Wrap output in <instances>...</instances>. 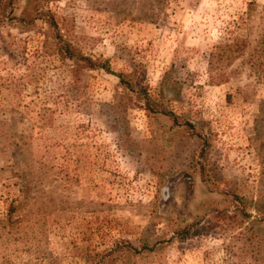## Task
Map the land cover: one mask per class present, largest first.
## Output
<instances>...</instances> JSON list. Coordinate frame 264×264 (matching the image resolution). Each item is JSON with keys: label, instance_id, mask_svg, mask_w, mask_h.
Masks as SVG:
<instances>
[{"label": "rangeland", "instance_id": "374dc122", "mask_svg": "<svg viewBox=\"0 0 264 264\" xmlns=\"http://www.w3.org/2000/svg\"><path fill=\"white\" fill-rule=\"evenodd\" d=\"M46 1L109 71L73 80L42 53V22L0 25V132L16 144L0 146V264H260L261 244L251 252L209 204L224 193L230 215L243 202L264 234V85L249 64L264 0ZM240 38L209 73L213 48ZM19 190L29 202L11 229L2 215Z\"/></svg>", "mask_w": 264, "mask_h": 264}, {"label": "trees", "instance_id": "16d2710c", "mask_svg": "<svg viewBox=\"0 0 264 264\" xmlns=\"http://www.w3.org/2000/svg\"><path fill=\"white\" fill-rule=\"evenodd\" d=\"M20 1H23L24 5L18 14H14V7ZM46 2V0H0V25L8 22L30 29L32 27L34 28L36 21L42 22L46 28L45 30L39 32L42 37V53L54 56L61 63L68 61L70 63V74L73 80H76L77 75L82 70L102 69L105 72L109 71V67L106 62L92 60L80 52V50L71 41L68 29L65 26L66 18L64 17L61 19V23L58 24L53 13L39 7L40 4ZM249 7H251V4H249ZM262 9L264 13V7ZM59 26H63V28H60ZM246 45L247 40L240 38L234 39L229 44L224 43L215 46L208 56V72H216L221 68V66H227L235 56L239 55L243 49L246 48ZM260 60H262V62H260ZM249 64L257 78L261 79L264 85V49L263 41L261 39L258 40L252 48V55L250 56ZM116 77L127 90L134 92L135 86L131 79L122 74H118ZM222 77L223 75L217 74L214 77L210 76L209 80L213 82L223 79ZM134 93L140 94V90H136ZM143 97L145 109L149 111V105L151 103L150 98H148L145 94ZM167 117H170L169 119L173 127L179 126L186 129L194 128V126L188 122L177 124L175 120L176 118L170 116V114H168ZM0 140L5 142L4 144H0V146L7 148L16 147L14 140L9 138V135L6 132H0ZM204 175L205 174L203 172L201 176L205 177ZM220 197L222 202H211L209 204L210 208L213 207L212 211L215 214L214 217L221 219L225 224V227H236L242 230L239 235H244L243 241L252 249L251 252L254 251V247L257 249L261 244L260 246H262V252L259 254L257 261H259L260 264H264V234L258 236V234L253 231L254 224H257L259 221L250 219V215L246 213L243 202H238V198L236 196L234 199H236L235 201L237 202H230L232 203L230 205H232L233 210L231 214L228 215L226 213V202H223L227 199V197L224 193H220ZM36 201L37 200H33V202ZM263 201L258 207L264 209ZM27 202H29V198L24 191H21L20 195L15 198H9L4 214L2 215V221L5 222L11 229L18 227L21 222V218L18 216V213L25 207ZM38 211L39 209H37V213H35L36 215L38 214ZM28 213L32 214L31 211ZM125 251L129 253L131 248L125 247ZM255 252L258 253V250H255Z\"/></svg>", "mask_w": 264, "mask_h": 264}]
</instances>
